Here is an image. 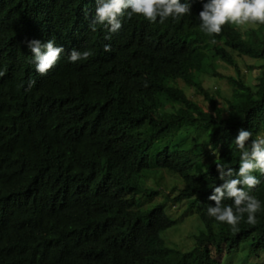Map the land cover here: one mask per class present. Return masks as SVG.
<instances>
[{
  "label": "trees",
  "instance_id": "16d2710c",
  "mask_svg": "<svg viewBox=\"0 0 264 264\" xmlns=\"http://www.w3.org/2000/svg\"><path fill=\"white\" fill-rule=\"evenodd\" d=\"M190 5L163 23L125 14L108 33L89 28L95 0H0V264H246L264 254L259 172L254 224L245 214L233 231L206 213L222 183L217 164L239 167L238 130L264 135V77L254 86L228 77L225 115L202 85L214 60L264 68V25L225 24L209 36L196 18L202 0ZM50 38L65 53L40 75L26 42ZM73 48L93 55L70 63ZM161 172L182 184L172 199L150 183ZM170 201L200 223L185 252L162 236L178 223Z\"/></svg>",
  "mask_w": 264,
  "mask_h": 264
},
{
  "label": "clouds",
  "instance_id": "9594fccd",
  "mask_svg": "<svg viewBox=\"0 0 264 264\" xmlns=\"http://www.w3.org/2000/svg\"><path fill=\"white\" fill-rule=\"evenodd\" d=\"M190 0H95V10L89 28L95 32L97 25H102L108 33L117 32L122 27L121 17L139 14L152 23H163L166 19H179L190 13ZM130 10V11H125ZM200 30L211 36L221 32L225 24L237 26L264 25V0H202V9L198 16ZM105 39H110L109 35ZM215 42V41H213ZM31 53V63L36 73L43 75L58 61L65 49L58 45L54 38L45 42L32 39L26 42ZM110 45H104V51H110ZM93 55L91 50L79 51L75 48L67 54V60L75 63ZM2 75V73H0ZM241 128L233 143L239 151V167L233 168L224 163L217 164L219 185L212 187L208 196L209 204L206 213L217 222L227 223L233 231L246 214V222L254 224L256 213L261 208L260 201L250 190L261 183L255 172L264 176V135ZM230 199L231 204L222 201Z\"/></svg>",
  "mask_w": 264,
  "mask_h": 264
},
{
  "label": "rangeland",
  "instance_id": "374dc122",
  "mask_svg": "<svg viewBox=\"0 0 264 264\" xmlns=\"http://www.w3.org/2000/svg\"><path fill=\"white\" fill-rule=\"evenodd\" d=\"M241 25L240 27H242ZM245 27L241 30L244 31ZM237 62V69L228 66L220 60H214L213 65L216 70V74L205 75L202 78L203 88L212 95L219 107L223 108L224 115L227 112L225 108V99L231 94V87L227 82L228 77L241 78L247 84L254 86L257 83V79L264 77L263 63L250 60L248 58H242L234 56ZM176 86L183 90L185 95L194 103L200 105L205 111H211L209 102L203 95H200L198 91L186 85L183 81L178 80ZM152 185H160L162 191L169 195L172 199L176 192L173 191V187L179 188L182 184L178 183L175 177L170 176L165 172H161L160 175H154L150 180ZM170 208V214L178 220V223L172 229L165 232L162 236L167 245L176 246L179 250L185 252V250L193 246L192 234L196 233L200 229V223L195 216L186 215L185 204H174L172 201L168 204ZM264 264V254L261 258H250L246 264ZM227 264H241L238 257H234L229 260Z\"/></svg>",
  "mask_w": 264,
  "mask_h": 264
}]
</instances>
